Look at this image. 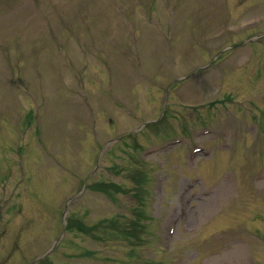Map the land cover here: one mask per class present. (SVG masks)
<instances>
[{
	"label": "rangeland",
	"instance_id": "1",
	"mask_svg": "<svg viewBox=\"0 0 264 264\" xmlns=\"http://www.w3.org/2000/svg\"><path fill=\"white\" fill-rule=\"evenodd\" d=\"M135 1L137 0H84L83 6L80 7L82 10V13L80 15H83L80 21L83 31H81V38L79 39H81L85 46L89 49H95L96 51L100 52V54L95 53L94 58L106 64L105 67H99L95 69V71L93 73H90L87 77L89 87L94 91L92 93V97L96 101V109L99 112H96L97 117L99 118L97 120L98 130H95V132L93 133L89 128H87V131L90 130L87 134H79L78 138L81 137L83 138V140L80 143L81 145L79 150H77L78 152H73V154L76 155V158H74L72 155H69L68 158L66 157L67 168H63L66 170V175H64L63 184L59 186L60 191H56L59 195L56 196H64L65 187L67 189V195H69L72 191L75 194L78 191H76L78 180H80L84 175L87 176L89 174H92L95 180L114 181L116 183H119L122 185L125 191L117 193L114 196H106L102 193L96 191L92 192L90 190H87L85 192V194L82 196L84 198L80 199L78 203H81V205L88 207L90 209V212H87L85 215H83L85 217H82V219L84 220L86 225H89L88 228H90L91 225L93 227L94 224L98 225L95 231L99 235V238H95V233L93 232L85 234L84 231L78 229V233H76L75 231L68 233V238H70L69 244L71 247L69 249H58V253L55 256L57 258L56 264H118L122 263L123 259L126 261H131V257H129L127 254L130 252L132 246L134 247V243L133 241H131L132 239L125 238L122 235L119 236L120 233L117 231V229L115 231L114 229H111L112 225L109 222H119L120 220L119 227L121 228L133 229L134 227H138V224H136V220L133 219L132 212H141L140 219L142 218V223L139 225L142 226V229L144 228L142 224H148L149 222L150 224L148 228L150 229L148 230L152 234V229H154L152 227H156L154 233L159 232V242L164 244L167 250L173 252V255L176 256L175 264H198V260L200 258L196 260V258L194 259V257L197 255L198 251H202L198 248V246L202 244L205 249L208 248L206 254L211 252L212 250L219 251L220 253L227 250L232 251L233 247L237 245L236 240H232L229 242H227V240L221 242L219 240V237L215 236L212 238V241H209V243H207L211 238H209V236L213 230H205L208 228L204 227V230H202L201 232L199 231L202 226V222L206 221V219L211 214L212 216L214 214L217 218L221 215L220 218H222L219 222L220 228L215 227L214 230H218L223 227L227 229L229 225L227 226L226 221L235 220V225H233L232 228L236 233L248 238H255L256 236H258L259 238L264 239V226H259L261 222L256 220L259 212H263V208H260L259 204L254 202L256 199L260 200L263 202L264 206V164L261 165V170L258 174H256L255 172H253L252 174L248 173V177L252 180L254 176L255 179L261 178V181L256 182V184L260 185H255L254 187H251V189H247L246 187H243V184H240L241 181L238 185L232 177V180H230L231 185H229L230 187L226 192L224 190L223 183L221 184L216 182L221 178L223 180L225 178L226 172L229 171L228 169L223 172L224 163L219 164V166L213 165L210 168V171L204 170V172L202 173V164L206 163V165H208L209 161H203L202 159H200L201 163L198 166V170L200 172V175L202 176L203 174L204 178L207 179L205 180L206 182L202 181V184L201 181L197 178L199 176L196 177L198 173L196 172V175L194 173L196 170L190 172L193 174L192 176H189V178L186 177L187 175H189L188 173L190 171V169H188V163L186 164L184 173H180V167H183L185 165V162H187L185 152H188L189 149L192 150V148L195 146H202V144H204L209 149V146L211 147L213 144H215L214 134L216 133L218 134L217 136H220L223 131L213 130V132L210 133L211 135L207 136L204 135L201 131L195 132L197 129H194V125L191 126L190 129L193 131L188 136V142L183 146V148L185 147L186 150L184 148V150H180V152H177L176 154L174 153L172 155H169L173 159V161L170 158L168 163H170L172 167H174V169L179 172V174H177L174 169L172 170L168 168V165L163 168L164 161L162 159V156L153 157L154 155L150 153L154 150L153 147H156L158 149L160 147V144L156 143L157 141H159L157 136L159 132H157L156 134L150 133V139L148 138L147 140H143V138L141 137L139 138V141L141 140V152L139 156H143L145 160L140 158L138 156V153L136 155L126 153L122 158H120L118 155V151L121 147L110 149L109 151L113 150V153L110 154L109 152L106 156H101L103 148L102 150L101 147L98 148L100 144H102V146H105L106 142L112 137L114 138L120 134H123L131 128H136L137 126L139 127L141 122L145 121V119L158 116L160 111L159 106H161L163 102L162 99H165V96L162 92H159V94L161 93L160 99V96H157V92L149 94L150 92H152V89L147 90L148 88L145 87V96H148V99H143L142 104H138L139 113L138 115H136L135 119H127L123 112V107L131 106L129 100H125L123 102V99H118V101L121 102L117 103L113 101V99L109 95L104 94L106 90L109 91L111 86V80L109 79V70L112 69V62L115 61L116 57L114 52L116 46L114 44L115 33L114 30H112V28H115V21L118 16L116 7L121 6L124 8L125 6H129L130 3ZM167 2L169 3L171 2V0H159V2L157 1L156 3H153V8H155V6L161 7L162 4H165ZM263 2L264 0H229L224 17L230 25H238L242 21H247L252 17L259 18L260 16L264 19V9L262 8L264 6ZM144 3L149 4V0H145ZM132 6L133 8H135V5L133 3ZM78 7L79 3H77V0H0V44H4L5 47H7V50H9L10 54L13 56V61L15 64V67L13 65L8 67L7 69L4 68L5 71L3 73L15 75V77L21 83V89L19 90V92L22 93L19 94V96L22 98V100L19 102L16 101L17 99H19L18 95L11 96V93L5 94L11 96V98H8L9 102H11L9 103L10 113L6 114L9 121L18 123L16 122V120H19V118L15 117H21L22 114H24L21 112L23 111L25 106L29 107V104H23V102H27L28 98H30L31 101H40L39 99L33 97L34 94L32 93L28 94V96L23 95L30 90L35 93V89L37 88L35 87L33 79L30 83V80L32 78L31 73L25 68L24 60H22L23 56L29 53H25V51L23 50L24 46H22L23 48H20V46L18 45V43L25 44V41L18 40L17 35L19 33H22L23 37L21 39H25L26 35H30V30L33 34H37L32 35V37L28 41V44L30 46L29 50H31V53L34 55L38 50L37 48L39 47L38 38L43 35L46 29V23L43 20V17L46 14L45 12L49 11L58 16H60V14L62 13L66 15V12H73L75 14V10ZM136 7L140 6L136 4ZM222 7L226 8V4H223ZM181 13L182 18L177 19L175 21V24H185L178 26V28H183L189 33L196 34L197 41L198 33L203 28V25L209 23V15L204 16L203 10H196L197 15L195 16H191V13L187 15V9L185 11L181 10ZM214 14L215 12L212 10V22L214 20ZM132 17H134V22H138L141 24V18L137 14V11L133 12ZM92 19L96 21L93 33L90 29ZM108 21L114 22V24ZM170 22H172V20L168 21L167 23ZM69 25L72 24L67 18H65L61 31L65 33L66 28ZM255 25L258 27V30H264V20L263 22L261 20H257L255 22ZM107 26H110L112 30L111 33L107 29ZM96 27H98V29ZM222 27L223 25H221V23L215 22L212 26L213 32L205 34V40L214 42L215 45H218L219 48H225L231 43L233 44L240 41L243 37L251 32L250 30L244 32L238 28L236 30L233 29L234 31L232 32L229 31L230 27L226 31ZM93 34L94 36L97 34V36L96 40L91 43L87 38L93 37ZM223 34H225L226 36H224ZM67 38L72 37L67 36ZM67 42H71L73 45H75L74 41L72 42L68 40ZM180 42L181 39L177 42V44L179 45ZM163 46V41L154 37L148 44V48L154 50L155 53L150 54L149 52H147V54H144L145 56H148L149 66H151V68H154V72L157 74L162 73L163 67L161 66V63L156 62V60L160 59L161 57L167 56V49L165 47L168 46V43L164 48ZM206 47L210 48L211 46L206 45ZM258 49L259 45H255V47L247 49L246 51H249V53L241 51L236 47L227 50L232 54L231 56H237L239 62L242 63L245 69L240 68L239 66L241 64H236L237 62L230 63L227 70L225 68L219 71L218 68H213L211 71H209L208 74L202 75L199 81L206 86V88H202V90L196 89V86L194 87V83H191L188 86L185 85L183 91L186 92V96L188 97H185L184 101L193 103H186L182 100L180 101V103H178V105H176L179 112L181 108H183V112L181 115L182 118L190 123V110H188L190 107L188 104H201L203 107H205L206 111L212 109L213 104L218 101V99L214 100L212 98L222 88L224 90L231 91L230 93L235 94L236 96L238 95V97H240L239 99L251 98L252 104L256 105L258 108L256 112L257 114H259V109H261L262 107V110L264 111V96L261 94L259 95L261 91L260 86H262V83L264 84V78L261 73H258L256 67L257 55H259ZM212 50L217 51L219 49L213 48ZM194 53L196 56L194 55L192 60L190 61H188L187 58L179 57L180 68L183 67L185 70L191 71L194 70V67H196L197 64L202 62L203 55L201 56L199 52ZM183 55L188 56L185 53H183ZM244 55H248V57H245ZM52 58H54L55 60L58 59L57 51L55 49L52 50L51 46L44 47L42 45L40 47L38 59V66L40 68V71L42 72V82L39 87H46L49 89L52 86L50 82V73L47 70V67L52 63L49 61V59L55 61ZM29 62L33 66V61ZM188 63L190 64V66L185 67V65H188ZM1 65L4 66V63L0 64V67ZM126 66L127 61L121 59L116 69V79L122 82L124 86L129 87L131 79L126 72ZM238 68L240 72L235 71V69ZM225 70L226 72L224 73L222 79V82H224V84L219 85L218 79L213 78V75L217 76L218 74V76H221V74L219 73H222ZM166 82L167 81L165 80V91L167 88ZM97 88L99 89L97 90ZM207 89L213 91L206 92ZM193 90L198 91L199 95H192L190 92ZM228 91H226V93H228ZM5 92L6 90L4 88H0V97ZM48 95L50 94L48 93ZM39 97L42 100V103L46 101L45 96ZM158 101H160V105ZM115 103L119 104V106H114ZM6 104L7 103H1V105ZM37 104H39V102H37ZM32 105L35 106V104ZM248 105H251V103H248ZM44 106L45 105L42 104V112H46V109L50 107L49 101L47 102L46 106ZM20 107L21 111H19L18 109ZM156 107H158V109ZM260 114L262 117L261 127L264 128V113H262L261 111ZM13 116L14 118H11ZM240 116L242 117V119L246 120L252 118L250 117L248 111L243 112ZM69 120L70 118L66 114V107H64V109L62 110V118L56 119L55 123L59 129H63ZM40 122L41 118H39L36 124V126L39 127V130L37 131V127H34L31 129L30 134L33 135V138H36L37 136L39 138H41L42 136L43 138H48L49 140H47V142L52 143L53 140H51L52 134L50 133V131L46 132L47 135H40L45 132L42 126H40ZM227 125L229 126L228 130L225 131V133H228L227 136L231 135L232 137H243V134L239 129H237L234 124L230 123ZM18 126H20L21 128L24 127L25 122L20 121L18 123ZM1 127H4V124L0 122V128ZM14 127H17V125H14ZM242 130L245 129L242 128ZM166 134L170 135L172 134V132H170L167 128L162 129V135ZM227 136L224 138L228 139L229 137ZM0 138H2L0 140L2 141L3 137L0 136ZM241 139L245 140V138ZM131 141L134 142V140ZM96 142L99 145L94 147ZM148 144L152 145L148 147ZM26 145L27 143L23 147H25ZM65 145L69 146L71 144L68 142ZM162 145L163 144H161V147ZM144 146L147 147L145 151L142 149V147ZM240 146L243 147L245 146V144L241 142ZM177 147L178 146H176L174 150ZM31 148L32 146H30L26 150V155L28 156V158L33 159L35 155ZM69 148H72V150L69 151H73V145H71ZM35 149L37 150L39 157L40 148L37 149V147L35 146ZM41 149H43V147H41ZM208 149L205 148V151ZM160 150L161 149H159L158 151ZM223 151L224 155L226 154V156L230 160L231 168L240 166V156L237 151L230 149H224ZM13 159V156L10 155V160L13 161ZM255 159L257 158L254 157V160ZM98 160L99 165L102 166V168H100L99 166V171L95 170L92 172V170L96 168ZM204 160H212L211 155L205 156ZM112 161H115V164H117L115 165V170L118 172L117 174H115L113 171L111 172L109 168H104V166H111ZM42 162L43 161H39V164H42ZM153 162H155L157 168L154 167L155 165L153 166ZM256 162L259 165L262 164L264 162V156L262 155L261 162L259 161V159H257ZM14 163L16 164V162ZM9 166H11V164H9ZM167 168L171 172V175H168ZM1 170L4 169H0V171ZM155 170L159 171V174L156 175V177L158 178L156 182L154 181V175L156 173ZM151 171H153V173L150 174ZM50 174L51 175L49 178L42 179L43 183L48 181L50 182V178H53L54 180L61 178V176L57 174ZM152 174L153 176H151ZM42 175H45V167H42ZM141 177L144 178L143 181H141ZM31 178L33 181L35 180V177L32 173L30 175V181L28 182L29 185L27 184L28 186L26 185L21 189L18 195L19 197L16 196L18 197L16 199L17 204L14 207L8 206L7 211L5 207L2 208V210L4 212H8V214L5 213V215L3 216V221L0 222V251L2 252H0V264H26L34 254L33 251L35 249L33 251L31 250L33 248H36L37 251L44 248L46 249V246L52 240L53 229H57V227L54 226V219L52 218L54 213L52 207L49 206L47 208L48 203H46V193L39 192L42 187L40 186L41 188L36 189V193L30 194V192H32V190L34 189ZM191 178L198 179L200 185L196 180L197 184L195 186H192L195 180H191ZM0 179H2V177ZM214 183H217V185ZM54 184L57 185V182H55ZM189 186L191 187L190 189H188ZM212 186L214 187L211 188ZM60 187L62 188L60 189ZM4 194L5 196H7L8 192H4ZM141 197L143 198L141 199ZM189 198H192V200L189 201ZM69 209L72 216L80 214V207L78 204L76 205V207H69ZM222 210L224 212H219ZM227 212H231V218L227 217ZM237 212H243L244 215L236 216L235 214ZM188 215L194 216L195 219L196 217L200 216L202 219L201 221L200 219L197 221L190 220L188 219ZM151 220L153 221L151 222ZM242 220L247 222L252 228L246 225L244 222H241ZM231 221L230 224H233L231 223ZM171 226H173L174 228L172 232H170ZM19 227H22L23 229L20 230L18 229ZM135 230L138 233L142 231L138 230V228ZM253 230H256L258 232H255ZM34 233L36 235L32 236V234ZM131 237L133 238V236ZM33 238L35 239L32 241ZM138 238H140V235H138ZM143 240L145 239L143 238ZM10 241L11 243H9ZM14 241L20 242L18 244L22 247L15 245L13 243ZM142 243L144 242H139V244L135 246L137 248L134 250H137V252L143 255L151 254L152 249H150L149 247H145V244ZM216 243L220 244L218 245ZM189 244L193 245H191L190 247ZM253 245L257 246L260 244L253 243ZM7 247H9L10 251L14 254L18 252V249L21 251L22 248H24L25 253H27L28 255L25 257V259L20 258L17 253L15 255L8 256L7 250H5L7 249ZM29 247L31 250L29 249ZM80 252H84V254L77 255L80 254ZM15 257L16 259H14ZM49 261L50 260H46L43 262H39L38 264H48ZM254 262L252 261L251 264H253ZM260 264H264V256L262 257V260H260Z\"/></svg>",
	"mask_w": 264,
	"mask_h": 264
}]
</instances>
